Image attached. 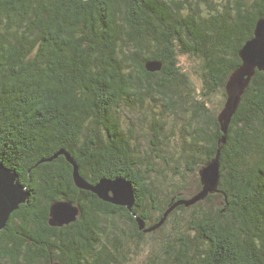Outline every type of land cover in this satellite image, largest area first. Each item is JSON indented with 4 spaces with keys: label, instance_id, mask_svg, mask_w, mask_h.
<instances>
[{
    "label": "trees",
    "instance_id": "trees-1",
    "mask_svg": "<svg viewBox=\"0 0 264 264\" xmlns=\"http://www.w3.org/2000/svg\"><path fill=\"white\" fill-rule=\"evenodd\" d=\"M262 17L264 0H0V162L30 191L0 264H264V72L225 134L217 118ZM218 149L217 190L176 204ZM67 155L91 184L128 179L131 209L77 187ZM54 201L76 220L50 225Z\"/></svg>",
    "mask_w": 264,
    "mask_h": 264
},
{
    "label": "water",
    "instance_id": "water-1",
    "mask_svg": "<svg viewBox=\"0 0 264 264\" xmlns=\"http://www.w3.org/2000/svg\"><path fill=\"white\" fill-rule=\"evenodd\" d=\"M239 55L242 62L230 74L227 80V97L222 109L217 115L223 134L227 132L228 125L239 104L241 95L248 86L255 70L264 72L263 17L257 20L253 37L245 42L239 51ZM145 66L147 70L154 71L160 69L161 64L156 61H149ZM219 155L220 152L218 149L216 155L198 170L201 184L200 190L190 197H184L176 202V204L183 203L186 206L192 205L204 199L209 193L217 190L220 179ZM67 159L73 165V179L77 187L92 191L104 201L116 205H123L131 209L134 201V192L132 184L128 180L125 178H116L113 180L101 179L98 183L91 184L80 175L78 165L69 155H67ZM29 196L30 191L21 183L17 172L0 162V230L6 226L11 213L18 209L20 204L26 203ZM78 212V207L69 201H54L49 206L48 222L53 226H62L75 221ZM136 219L139 227L144 229V222L138 217ZM154 227L144 230L147 231Z\"/></svg>",
    "mask_w": 264,
    "mask_h": 264
},
{
    "label": "rangeland",
    "instance_id": "rangeland-1",
    "mask_svg": "<svg viewBox=\"0 0 264 264\" xmlns=\"http://www.w3.org/2000/svg\"><path fill=\"white\" fill-rule=\"evenodd\" d=\"M217 103H218L217 95L211 96L210 104L216 106ZM148 125H149V121L146 122L144 119H141V121H139L138 119L136 120V127H137L136 129L138 131L136 142H137V144H139L143 148H145L146 142H147L146 132L148 130ZM196 178L197 177H195L191 173L187 176L186 181H185V185L187 187V194L193 193L196 190V188H197ZM160 186L162 188H165V186H163V185H160ZM144 253H145V251L143 253H139V255L136 256V258L133 260L132 264H138L143 259Z\"/></svg>",
    "mask_w": 264,
    "mask_h": 264
},
{
    "label": "flooded vegetation",
    "instance_id": "flooded-vegetation-1",
    "mask_svg": "<svg viewBox=\"0 0 264 264\" xmlns=\"http://www.w3.org/2000/svg\"><path fill=\"white\" fill-rule=\"evenodd\" d=\"M12 214V213H11ZM9 221V220H8ZM8 223V222H7ZM6 227V226H5ZM2 230V229H1Z\"/></svg>",
    "mask_w": 264,
    "mask_h": 264
},
{
    "label": "bare ground",
    "instance_id": "bare-ground-1",
    "mask_svg": "<svg viewBox=\"0 0 264 264\" xmlns=\"http://www.w3.org/2000/svg\"><path fill=\"white\" fill-rule=\"evenodd\" d=\"M128 180V179H127Z\"/></svg>",
    "mask_w": 264,
    "mask_h": 264
}]
</instances>
